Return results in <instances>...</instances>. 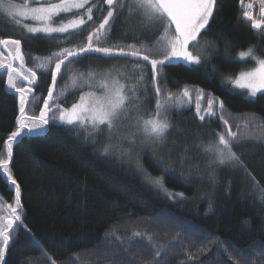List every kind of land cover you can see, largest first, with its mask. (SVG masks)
Segmentation results:
<instances>
[{"label":"trees","instance_id":"1","mask_svg":"<svg viewBox=\"0 0 264 264\" xmlns=\"http://www.w3.org/2000/svg\"><path fill=\"white\" fill-rule=\"evenodd\" d=\"M244 1L242 4L241 0H218L211 31L201 37L200 48L208 56L207 64L193 66L195 70H189L180 62L172 63L164 69L166 79L161 82L166 84L167 91L173 93H178L185 85H194L205 89L213 97H219L225 104L224 115L229 118L233 130L236 124L244 123L245 118L251 120L253 115L256 117L252 121L253 126L264 122V94L251 99L245 92L224 81L226 76L254 67V60L236 58L249 46H255V55L264 58V31L252 29L251 22L243 17ZM13 2L21 3L22 0ZM100 19L102 17H97L96 24L86 27L79 36L64 40L60 34H54L53 38L43 34L33 36L0 14V39H20L25 67L31 68L37 63L33 57L46 58L61 48L83 44L88 32ZM123 20L124 16L117 20L108 45L133 43L135 37H139V42L153 43L139 27L136 18L127 25L121 23ZM125 32L128 34L125 35ZM62 40L64 42H58ZM98 55L89 53L70 67L75 70L103 69L118 62L119 66L131 64L125 59H98ZM53 66L54 61L49 67ZM124 70L131 71L130 68ZM36 71L37 84L30 95L40 99L35 106H28L29 115H39L43 98L47 97L52 83L50 72ZM150 72L149 67V76ZM71 74V71L65 70L55 85V95L60 96L58 103L65 108L71 107L81 95L80 88L73 91ZM7 78V71H0V158H6L4 142L15 130L19 114L18 94L7 87ZM61 93H65L67 99ZM148 95L151 97V93ZM154 110L155 100L150 98L143 101L139 113L147 117ZM167 115L174 127L169 133L168 146L156 150L155 155L157 158L163 156L172 169L166 176V187L174 192H183L187 197L183 200L169 198L164 191L148 183L142 173L114 156H102L100 148L106 139V132L93 143L91 139H85V131L78 126L50 121L52 114L44 133L26 136L14 147L10 171L20 185L24 225L50 254H55L58 262L73 264L74 258L70 259L73 253L94 251L106 242L120 246L116 236L126 242L131 231L145 229L155 235L157 244H167L179 235L175 254L162 258L161 264H181L182 261L195 264L187 260L186 250L205 260V264H214L217 260L233 264L227 253L218 247L219 242H223L229 252L233 249L248 252L264 246V205L257 199L259 193L251 191V179L245 171L218 169L219 182L216 185L208 182L206 174L201 176L194 169L190 171L195 164H199L203 171L206 162L197 148L199 137L212 138L209 134L213 130H221L222 122L211 119L201 123L195 118L194 94L190 110L185 107ZM198 134L200 136L196 137ZM185 147L192 159L181 166L180 157ZM236 150L243 154L248 172L264 186V143L246 142ZM153 151H143L140 160L152 176H158L160 168L153 163ZM165 151L168 155H162ZM229 180L232 185L230 192L226 191ZM0 199L5 204H12L15 200V190L2 174ZM210 202L213 204L211 211ZM246 220L250 221L248 225L244 224ZM24 225L15 226L16 243L6 251L7 264H20L22 260L26 264L27 258L38 256L35 249L25 246L28 234ZM110 233H115V236ZM68 241L70 243H66ZM202 248L211 251L201 253L198 250ZM97 258L99 264H107L110 259L104 256L103 251L92 256L93 264H96ZM260 261L261 257L257 256L254 264H260ZM79 264H85L83 255Z\"/></svg>","mask_w":264,"mask_h":264},{"label":"snow or ice","instance_id":"2","mask_svg":"<svg viewBox=\"0 0 264 264\" xmlns=\"http://www.w3.org/2000/svg\"><path fill=\"white\" fill-rule=\"evenodd\" d=\"M243 4V0H241ZM35 4L36 6H31ZM218 0H22L19 5L13 0H0V13L12 24L20 25L21 19L35 22L34 25L24 23L23 27L28 33L43 34L47 38H53L54 34H60L64 40L79 36L86 27L96 24V18L102 17L99 23L88 32L86 41L81 45L71 48H61L53 52L49 57H33L37 61L34 67H25V57L21 51L20 39H0V45L8 50L10 57L8 62L0 61V71L8 73L7 87L14 90L19 98V114L16 116V127L5 140L6 158H0V170L6 176L11 186L15 187V200L7 205L10 211L6 215H0V264H7L6 251L15 245V227L24 225L22 218L23 205L21 203V189L10 171V161L13 157L14 147L27 137L36 136L45 132L49 124V115L52 119H58L68 126H79L85 131V139H91L96 143L99 136L107 133L101 155L109 156L119 152L121 159L131 158L132 149L139 141L142 145L153 146L152 160L156 167L160 168V175L152 176L142 162L137 159V170L143 174L145 180L164 191L169 198L183 200L187 197L183 192H174L166 187L165 179L172 170L165 162L163 156L157 158L155 151L168 146L169 133L174 125L167 113L181 108L191 109L193 94L195 101V118L201 123L207 120L219 119L222 122L221 130L211 132L212 137L206 144L202 137L197 148L208 156L203 171L199 164L192 165L191 170L197 174L207 175L209 183L216 185L219 182L217 170L228 168L235 172L243 169L251 179V191L258 192V201L264 205V186L260 185L250 172L242 159L241 153L236 149L246 142L264 143V122L253 126L256 119L245 118L244 123L236 124L235 130L230 126L229 118L224 115L225 104L219 97H213L203 88L194 85H185L178 93L167 91L166 84L161 82L166 79L164 69L172 66L173 61H179L189 70H195L193 66H201L208 63V56L200 48L201 37L211 31L212 21ZM253 3H248L243 12L246 21L251 22V28L264 31V0H259V18L253 14ZM124 16L121 23L127 25L133 18H139L138 22L143 29L163 25L161 36L152 44L135 42L108 45V40L116 27L117 20ZM174 25V33L171 31ZM128 33L125 32V35ZM58 42H64L58 41ZM230 46V45H228ZM14 50V51H13ZM89 53H96L98 59H125L130 60V65L116 68L114 71L97 72L92 68L84 72L71 69L74 62L85 58ZM239 58L255 60L256 67L250 71L241 72L230 82L240 89H247L248 96L255 98L257 94H264V58L255 55V46H249L239 53ZM12 61H19V67H13ZM54 61V66L49 67ZM150 67V76L148 75ZM130 68L131 71L124 69ZM51 73V85L48 88L47 97L43 98V107L39 115H29L27 108L31 104L35 106L40 97L30 95L33 86L37 84V71ZM65 70L73 73L70 77L73 91L81 89L79 99L71 107H62L58 101L60 96L55 95V85L58 78ZM215 70V69H214ZM26 81V84L21 83ZM82 81L84 83H82ZM87 88L88 91H83ZM151 93V97H149ZM143 94V99H142ZM67 99L65 93H61ZM154 98L155 110L145 115H137L132 119L133 111L139 113L143 101ZM207 105L204 106V101ZM219 112V115L217 113ZM58 113V116L56 115ZM122 128L128 131L120 136ZM260 129L261 131H257ZM119 136L121 143L127 142L128 149L120 151V146L112 141ZM175 143V141H173ZM192 158L188 155L187 147L180 157L181 166ZM171 160V157H169ZM183 177V173H181ZM186 179V177H185ZM231 180L226 184V191H231ZM213 204L209 203V211ZM250 221H244L248 225ZM28 234L25 246L35 249L37 257L27 258L26 264H61L48 250L36 239L31 230L24 225ZM115 236V233H110ZM115 239L120 246L106 242L93 250H83L73 253V264H79L81 256L85 258V264H93L92 256L101 251L106 258H110L107 264H161L162 258L175 254L179 244V235L173 237L167 244H157L155 235L146 229L144 231L133 230L127 236L125 242L120 236ZM142 241H147L146 244ZM70 243V241L66 242ZM218 247L222 248L233 264H254L257 256L261 257L260 264H264V246L245 250L233 249L229 252L223 242ZM135 249V251H133ZM201 253L210 252L211 249H199ZM220 253L218 252L217 255ZM188 261L195 264H205V260L199 259L191 251L186 250ZM20 264H25L21 261ZM99 264V258L96 260ZM181 264H186L182 261ZM214 264H224L223 260H217Z\"/></svg>","mask_w":264,"mask_h":264},{"label":"rangeland","instance_id":"3","mask_svg":"<svg viewBox=\"0 0 264 264\" xmlns=\"http://www.w3.org/2000/svg\"><path fill=\"white\" fill-rule=\"evenodd\" d=\"M14 4L19 5L20 3H17V2H16V3H14ZM31 6H36V5H35V4H32ZM19 19H21V24H20V25H17V26L22 27V28H24V27H23V24H24V23H28L29 25H34V24H35V22L30 21V20H25L24 18H19ZM138 20H139V18H136V21H138ZM138 25H140L139 22H138ZM138 25H136L135 27H137ZM139 27L142 28L141 25H140ZM24 29H25V28H24ZM25 30H26V29H25ZM163 30H164V26H163V25H158V26H156V27H152V26H150V27H148L146 30H145V29L143 30V28H142V31L145 32V34H147L146 37L149 38L150 41L153 42V43H154V42H155V41L161 36V34L163 33ZM13 51H14V50H13ZM244 51H245V50H244ZM239 53H240V52H239ZM239 53H238V55L236 56V58L239 59V60H242V59L239 58ZM9 59H10V57H9V55H8V50H6V49L1 45V48H0V61L8 62ZM249 59H251V58H247V59H244V60H249ZM252 60H253V59H252ZM178 62H179V61H173L172 63H178ZM254 62H255V60H254ZM12 63H13V67H17V68L19 67V61H12ZM117 64H119V62L116 63L115 65H113V66H109V67H107V68H103V69L92 68V69H94V70L97 71V72H104V71H109V70L114 71L116 68H120V67H121V66H119V65H117ZM116 65H117V66H116ZM254 67H256V62H255ZM254 67H252V68H250V69H247V70H243V71H241V72L250 71V70L253 69ZM87 70H89V68H78V69H76L77 72H84V71H87ZM241 72L237 73L236 75L226 76V78H225L224 81H225L227 84H230L231 86H233L234 88H236V89H238V90H240V91L245 92L248 98L254 99V98L248 96V90H247V89H240V88H237L235 85H233V84L230 82L231 80L235 79V78H236ZM72 75H73V73L70 75V77H71ZM21 82H23L24 84L27 83L26 81H21ZM82 83H84V82L82 81ZM83 91L87 92L88 89H87V88H84ZM258 95H259V94H257V96H258ZM257 96H256V97H257ZM256 97H255V98H256ZM18 102H19V98H18ZM56 115L58 116V113H57ZM137 115H140V113H137V112L133 111L132 119L135 120V118H136ZM50 121H53V122L58 123V124H62L58 119H56V120L50 119ZM64 125H65V124H64ZM78 127H79V126H78ZM127 131H128V130H127L126 128H122V129H121V132H120V136L125 135V134L127 133ZM199 136H200V135H199ZM196 137H198V135H197ZM210 139H211V138H206V139L204 138L203 141H204V143L206 144ZM105 141H106V139H105V140L102 142V144H101V148H100L101 151H102V147H103V144L105 143ZM112 142H113L114 144H118V145L120 146V151H125V150L128 149V144H127V142L125 141V142L121 143L119 136H118L116 139H114ZM148 150H154V149H153V146H152V145H149V144H143V145H142V144L138 141L137 144H136V146L132 149V156H131L130 159H129V158H123V159H121L120 156H119V152L113 153V154H111V155H109V156H114L115 158H117V159H119L120 161H122V163H124V164H126V165H129V166H131V167H133V168H135V169L137 170V167H136V161H137V159L140 160L141 153H143V151L146 152V151H148ZM202 154H203V156H205L206 161H207L208 156H207L206 154H204V153H202ZM160 155H161V154H160ZM162 155H168V152L165 151V152H163ZM140 161H141V160H140ZM137 171H138V170H137ZM196 174H197V173H196ZM156 188H157V187H156ZM157 189H158V188H157ZM12 204H13V203H12ZM7 205H9V204H5V203L0 199V215H6V214L10 211V209H8Z\"/></svg>","mask_w":264,"mask_h":264},{"label":"built area","instance_id":"4","mask_svg":"<svg viewBox=\"0 0 264 264\" xmlns=\"http://www.w3.org/2000/svg\"><path fill=\"white\" fill-rule=\"evenodd\" d=\"M253 3V14H254V16L256 17V18H259V0H245L244 1V10H245V8H246V5L248 4V3ZM244 10H243V12H244Z\"/></svg>","mask_w":264,"mask_h":264},{"label":"crops","instance_id":"5","mask_svg":"<svg viewBox=\"0 0 264 264\" xmlns=\"http://www.w3.org/2000/svg\"><path fill=\"white\" fill-rule=\"evenodd\" d=\"M13 3H16V2H13ZM0 14H2V13H0ZM3 15V14H2ZM174 25L172 26V28H171V31L174 33Z\"/></svg>","mask_w":264,"mask_h":264},{"label":"water","instance_id":"6","mask_svg":"<svg viewBox=\"0 0 264 264\" xmlns=\"http://www.w3.org/2000/svg\"><path fill=\"white\" fill-rule=\"evenodd\" d=\"M46 128H47V126H46ZM46 128H45V129H46ZM4 177H5V179H6V176H4ZM6 180H7V179H6ZM8 182H9V181H8ZM9 183H10V182H9ZM10 185H11V184H10ZM12 187H13V188H14V190H15V187H14V186H12ZM14 227H15V226H14Z\"/></svg>","mask_w":264,"mask_h":264}]
</instances>
